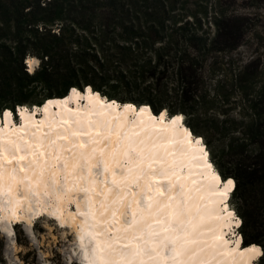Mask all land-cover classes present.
I'll return each instance as SVG.
<instances>
[{
	"label": "trees",
	"instance_id": "obj_1",
	"mask_svg": "<svg viewBox=\"0 0 264 264\" xmlns=\"http://www.w3.org/2000/svg\"><path fill=\"white\" fill-rule=\"evenodd\" d=\"M249 39H264V0H0V112L92 88L183 114L264 264V52L231 66Z\"/></svg>",
	"mask_w": 264,
	"mask_h": 264
},
{
	"label": "bare ground",
	"instance_id": "obj_2",
	"mask_svg": "<svg viewBox=\"0 0 264 264\" xmlns=\"http://www.w3.org/2000/svg\"><path fill=\"white\" fill-rule=\"evenodd\" d=\"M27 60L34 69L38 59ZM40 109L20 107L21 126L10 109L0 117L8 221L51 206L88 241L87 264H256L262 250L244 247L228 206L235 183L222 180L183 114L156 115L92 88Z\"/></svg>",
	"mask_w": 264,
	"mask_h": 264
},
{
	"label": "rangeland",
	"instance_id": "obj_3",
	"mask_svg": "<svg viewBox=\"0 0 264 264\" xmlns=\"http://www.w3.org/2000/svg\"><path fill=\"white\" fill-rule=\"evenodd\" d=\"M208 30H213V28H208ZM259 43L264 44V39L261 42L250 39L245 40L231 55L233 58V64L231 66L246 62L254 56L259 55V53L262 54L264 48H260ZM38 64L39 60L33 61V68H36ZM227 65L228 64L225 63V66ZM27 66L31 71L34 70L28 60ZM83 90L81 91L84 92ZM44 103L31 107L20 105L17 106L16 111L11 109L15 115L14 119L16 124L19 126L22 124V117L19 115L20 107L23 108L26 106L32 111V109L36 107L40 109L41 106H44ZM82 103L84 104L85 101L82 100ZM3 111L0 112V117L3 116ZM37 115L39 117L38 119L42 117L43 114L41 109ZM169 117L171 118L172 116L169 115ZM182 124L185 126L187 125L184 115ZM1 125L3 126L4 124L1 123ZM211 161L214 164L212 159ZM69 205L72 211H77L75 203L71 201ZM235 205L234 199L230 195L228 206L241 218L242 224V217L236 210ZM51 210L52 207L49 206L48 209H44L37 215L35 214L32 216L29 222L22 218L8 221V219L3 216L2 208H0V237L3 238L4 241L3 255L5 264H87L88 241L83 243L81 236L77 233V229L70 223L62 221L57 212ZM241 224L235 228L236 233H241ZM260 258L255 262L256 264H262Z\"/></svg>",
	"mask_w": 264,
	"mask_h": 264
},
{
	"label": "clouds",
	"instance_id": "obj_4",
	"mask_svg": "<svg viewBox=\"0 0 264 264\" xmlns=\"http://www.w3.org/2000/svg\"><path fill=\"white\" fill-rule=\"evenodd\" d=\"M29 231H30V229H29ZM253 250L259 254V249H253Z\"/></svg>",
	"mask_w": 264,
	"mask_h": 264
},
{
	"label": "snow or ice",
	"instance_id": "obj_5",
	"mask_svg": "<svg viewBox=\"0 0 264 264\" xmlns=\"http://www.w3.org/2000/svg\"><path fill=\"white\" fill-rule=\"evenodd\" d=\"M228 183H229V184H231V183H232V181H228Z\"/></svg>",
	"mask_w": 264,
	"mask_h": 264
}]
</instances>
